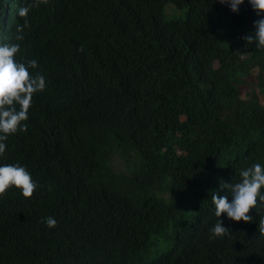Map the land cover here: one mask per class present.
Returning a JSON list of instances; mask_svg holds the SVG:
<instances>
[{
    "label": "trees",
    "instance_id": "obj_1",
    "mask_svg": "<svg viewBox=\"0 0 264 264\" xmlns=\"http://www.w3.org/2000/svg\"><path fill=\"white\" fill-rule=\"evenodd\" d=\"M33 3L0 0V44L47 82L0 157L38 184L0 198V264H264V205L234 222L211 200L264 166V49L243 39L264 14L248 0H48L16 40ZM218 219L230 234L210 239Z\"/></svg>",
    "mask_w": 264,
    "mask_h": 264
},
{
    "label": "clouds",
    "instance_id": "obj_2",
    "mask_svg": "<svg viewBox=\"0 0 264 264\" xmlns=\"http://www.w3.org/2000/svg\"><path fill=\"white\" fill-rule=\"evenodd\" d=\"M46 4L48 0H34L33 4L21 6L18 15L24 18V23L18 25L16 40H23L24 28L29 27L27 15L32 7ZM227 4L233 12L238 11V6L244 0H219ZM251 8L259 17L264 14V0H248ZM255 31L244 36L246 45H255L257 49H264V18L254 21ZM20 51L19 44H0V157L6 151V141L10 135L17 132H26L28 112L32 106L33 96L42 92L47 87L45 77L37 72L35 75L30 69L38 67L36 60L18 62L16 56ZM240 181L236 183H221L227 190L224 196L213 191L211 200L215 206L217 218L225 214L234 222L243 221L251 223L253 217L249 213L264 205V166L254 163L250 167L242 168L239 172ZM19 189L24 198H31L38 187L27 169L19 164H4L0 166V198L4 197L10 188ZM231 197V199H229ZM48 228H55L57 221L54 217L42 220ZM210 239L223 238L229 235V229L222 226V221L217 220L210 229ZM260 233L264 235V218L260 220Z\"/></svg>",
    "mask_w": 264,
    "mask_h": 264
},
{
    "label": "rangeland",
    "instance_id": "obj_3",
    "mask_svg": "<svg viewBox=\"0 0 264 264\" xmlns=\"http://www.w3.org/2000/svg\"><path fill=\"white\" fill-rule=\"evenodd\" d=\"M163 14L165 18H173V19H182L183 18V11L177 10L173 7L172 4L168 3L165 5ZM117 169H125L124 164L119 160L115 161Z\"/></svg>",
    "mask_w": 264,
    "mask_h": 264
}]
</instances>
